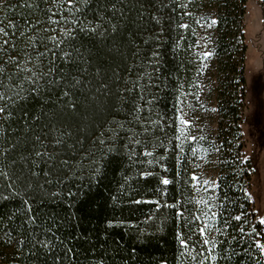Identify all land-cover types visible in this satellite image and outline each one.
<instances>
[{
    "label": "trees",
    "instance_id": "16d2710c",
    "mask_svg": "<svg viewBox=\"0 0 264 264\" xmlns=\"http://www.w3.org/2000/svg\"><path fill=\"white\" fill-rule=\"evenodd\" d=\"M247 4L0 0V264H264L242 152ZM210 76L212 195L193 178L202 145L180 137Z\"/></svg>",
    "mask_w": 264,
    "mask_h": 264
},
{
    "label": "rangeland",
    "instance_id": "374dc122",
    "mask_svg": "<svg viewBox=\"0 0 264 264\" xmlns=\"http://www.w3.org/2000/svg\"><path fill=\"white\" fill-rule=\"evenodd\" d=\"M243 25L247 51L246 108L243 111L241 127L244 143L242 152L243 159L250 162L253 170L247 191L256 216L261 221L264 218V0H248ZM205 53L207 52L204 51V55ZM207 54L205 56L211 58L212 55ZM211 82L210 76L207 79V87L204 83L200 85L207 88L205 100L201 102L200 113L197 116L191 113L183 114L181 118L189 123H182L180 129L181 138H189L190 142L195 144L199 142L194 148L202 145L199 150L197 149L200 153L198 159L200 166L193 177L197 181L198 190L210 194L218 187L221 162L218 156L219 151L215 149V146L214 151L209 148V152L203 147H212L210 145L216 143L215 137L218 133L217 102ZM211 137L214 140H211Z\"/></svg>",
    "mask_w": 264,
    "mask_h": 264
},
{
    "label": "snow or ice",
    "instance_id": "6c2138e0",
    "mask_svg": "<svg viewBox=\"0 0 264 264\" xmlns=\"http://www.w3.org/2000/svg\"><path fill=\"white\" fill-rule=\"evenodd\" d=\"M71 2H72V0H69V3L71 4ZM212 23H215V21L213 20L212 21ZM205 55H208L207 53H205ZM3 111V109H0V112H2ZM181 119V123H183V124H187V123H189V121H187V120H183L182 118H180ZM190 139H191V137H190ZM37 155H39V153H37ZM194 179H195V177H193ZM168 181L167 180H165L164 181V183H167ZM207 183V182H206ZM237 219H239V217H237ZM261 223H264V218H262L261 219ZM203 229H201V233H203ZM185 242L183 241V240H181V244H184ZM204 243L205 244H207L208 243V241L207 240H205L204 241ZM261 250L262 251H264V246H261Z\"/></svg>",
    "mask_w": 264,
    "mask_h": 264
}]
</instances>
